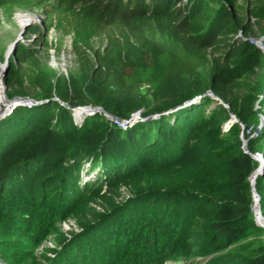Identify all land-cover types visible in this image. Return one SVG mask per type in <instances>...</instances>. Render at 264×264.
Returning a JSON list of instances; mask_svg holds the SVG:
<instances>
[{"label": "trees", "instance_id": "16d2710c", "mask_svg": "<svg viewBox=\"0 0 264 264\" xmlns=\"http://www.w3.org/2000/svg\"><path fill=\"white\" fill-rule=\"evenodd\" d=\"M180 2L0 0V8L45 7L71 28L80 57L78 77L54 88L59 103L42 80L39 99L48 101L0 120L5 264H264V229L254 224L248 182L259 166L253 154L264 159V79L255 93L241 87L263 69L264 51L232 35L250 30L232 9L235 0ZM262 4L252 13L264 19ZM150 19L195 64L159 75L144 94L116 83L115 55L92 49L87 37L110 22L137 31ZM12 54L17 63L33 59L19 46ZM126 54L117 57L126 63L134 52ZM2 79L9 87L22 80L11 63ZM78 107L116 119L139 110L148 119L120 127L95 112L76 122ZM85 165L91 177L82 181ZM252 191L264 217V170L252 177ZM68 216L80 228L70 238L54 227ZM50 233L58 243L51 258L36 249Z\"/></svg>", "mask_w": 264, "mask_h": 264}, {"label": "rangeland", "instance_id": "374dc122", "mask_svg": "<svg viewBox=\"0 0 264 264\" xmlns=\"http://www.w3.org/2000/svg\"><path fill=\"white\" fill-rule=\"evenodd\" d=\"M185 0H181V4ZM264 0H235L233 8L239 15L242 22L246 23L250 29L246 35L235 31L237 41L246 40L253 44L260 51H264L262 40L264 39V19L254 15L255 7L261 8ZM225 6L227 4L222 1ZM157 20L143 21L140 30L136 31L134 26H128L129 22H110L107 25L99 26L97 30L91 32L87 39L88 45L92 49H99L104 53L113 54L114 67L113 74L118 84L136 85L137 89L148 94L156 85L159 75L165 72H175L186 69L189 65H194L192 60L181 48L173 42L168 33L157 26ZM159 22H162L159 20ZM64 24L56 17L52 16L45 7L39 5H6L0 8V120L6 118L13 111L21 108L27 109L38 106L48 100L39 99L41 95L40 81L50 85L51 101L60 102L54 88L59 82H68L72 78L78 77L80 71V57L76 52L75 38L70 29H63ZM82 44V43H81ZM19 46L24 51L31 52L33 59L25 63H17L12 60L14 49ZM128 46L132 48L127 49ZM134 52V56L128 62L118 58L121 53L126 58V52ZM91 57V52L89 53ZM208 58L214 55L208 52ZM13 64L16 74L22 78L19 85L9 87L2 79V72L6 65ZM38 77L39 81L34 82ZM264 79V67L256 70L243 78L241 87L244 91L256 92L255 89ZM264 88V81L262 83ZM11 95V96H10ZM214 99L218 97L212 96ZM75 110H72V117L76 122H80L86 115H93L95 112H82V117L77 118ZM104 115L108 120H116V117H108L103 111H96ZM131 118L142 121L141 111L130 114ZM117 117V121H118ZM235 121L232 116L230 120ZM114 122V121H113ZM256 134V133H254ZM242 149L246 152L243 145ZM259 165L261 172L264 170V159L261 154L254 153L252 157ZM84 166L86 174L81 175L82 181L91 177L90 172ZM253 172V171H252ZM251 172V173H252ZM255 175V174H254ZM256 203V202H255ZM257 210V207H256ZM258 212V211H257ZM260 216V215H259ZM253 217V215H252ZM261 217V216H260ZM264 220V217H261ZM254 224L262 229L264 226ZM54 227L66 238L80 231L76 226L75 220L68 216L65 220H60ZM264 237V235L262 236ZM36 248L39 254L51 258L52 253L49 249L58 248L56 238L50 233L41 241ZM199 261V262H197ZM195 262V263H194ZM5 260L0 259V264H5ZM199 259L168 261L164 264H201Z\"/></svg>", "mask_w": 264, "mask_h": 264}, {"label": "water", "instance_id": "95a60500", "mask_svg": "<svg viewBox=\"0 0 264 264\" xmlns=\"http://www.w3.org/2000/svg\"><path fill=\"white\" fill-rule=\"evenodd\" d=\"M189 101L191 100H186V101H183L182 103H180L179 105L175 106L173 109H170V111H174L176 110L177 108L185 105L186 103H188ZM76 109H79L81 110L82 112H96V111H102L100 107H78ZM106 115L108 117H112V115L110 114H107ZM148 118H143L142 121L144 120H147ZM120 123H129L132 121V118L131 116H129L128 118L126 119H118ZM260 169V165L258 166L257 169H255L251 175L248 177V182H249V185H250V191H251V197H252V215L254 217V220L257 224L261 225V226H264V220L259 216L257 210H256V203H255V195L253 194V191H252V177L254 176V174L258 173L257 171ZM261 171V170H260ZM259 171V173H260Z\"/></svg>", "mask_w": 264, "mask_h": 264}, {"label": "built area", "instance_id": "2783aa9c", "mask_svg": "<svg viewBox=\"0 0 264 264\" xmlns=\"http://www.w3.org/2000/svg\"><path fill=\"white\" fill-rule=\"evenodd\" d=\"M136 121H138V120H135V119L132 118V121L129 122V123H120L119 120L117 121V119H116V120H114V123H115L116 125L120 126V127H125V126H127V125H132V124H134Z\"/></svg>", "mask_w": 264, "mask_h": 264}, {"label": "bare ground", "instance_id": "6f19581e", "mask_svg": "<svg viewBox=\"0 0 264 264\" xmlns=\"http://www.w3.org/2000/svg\"><path fill=\"white\" fill-rule=\"evenodd\" d=\"M75 111H76L77 113H81V111H80V110H79V111H78V110H75Z\"/></svg>", "mask_w": 264, "mask_h": 264}]
</instances>
